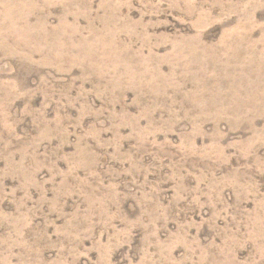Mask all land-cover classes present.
<instances>
[{"label": "rangeland", "instance_id": "rangeland-1", "mask_svg": "<svg viewBox=\"0 0 264 264\" xmlns=\"http://www.w3.org/2000/svg\"><path fill=\"white\" fill-rule=\"evenodd\" d=\"M0 264H264V0H0Z\"/></svg>", "mask_w": 264, "mask_h": 264}]
</instances>
